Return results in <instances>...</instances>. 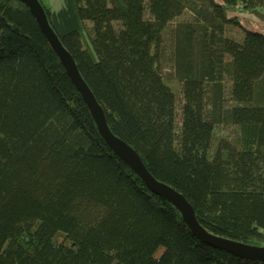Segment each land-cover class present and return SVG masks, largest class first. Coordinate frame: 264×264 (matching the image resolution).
Wrapping results in <instances>:
<instances>
[{"label":"trees","instance_id":"trees-1","mask_svg":"<svg viewBox=\"0 0 264 264\" xmlns=\"http://www.w3.org/2000/svg\"><path fill=\"white\" fill-rule=\"evenodd\" d=\"M38 1L111 133L207 232L264 247V34L240 21L264 0ZM0 264H264L198 239L111 151L19 0H0Z\"/></svg>","mask_w":264,"mask_h":264},{"label":"water","instance_id":"water-1","mask_svg":"<svg viewBox=\"0 0 264 264\" xmlns=\"http://www.w3.org/2000/svg\"><path fill=\"white\" fill-rule=\"evenodd\" d=\"M34 17L41 33L50 44L52 50L59 58L67 75L86 104L98 130L99 135L111 151L128 166L156 196L166 200L181 215L182 220L191 232L201 241L220 248L239 258L264 262V247L250 245L235 240L219 237L207 232L197 222L194 211L187 200L170 186L157 181L145 168L138 154L127 143L116 137L109 130L105 115L96 102L92 92L81 78L75 62L68 51L62 46L58 37L50 28L42 5L38 0H19Z\"/></svg>","mask_w":264,"mask_h":264},{"label":"rangeland","instance_id":"rangeland-1","mask_svg":"<svg viewBox=\"0 0 264 264\" xmlns=\"http://www.w3.org/2000/svg\"><path fill=\"white\" fill-rule=\"evenodd\" d=\"M43 1H44V4L46 6L53 7L55 9H57V7L61 4V0H46V1L43 0ZM240 21H241V24L243 25L244 28L254 30V31H257V32L264 34V20L260 19L259 17H255V16L249 15V14H241L240 15ZM236 30H238V29H236ZM238 32H240V30H238ZM230 35L234 36V37H238L237 31H234V30L230 31ZM165 40H166L165 47H168L169 44L167 42V38ZM180 97H181V95L178 94V100ZM177 110L179 112L178 107H177ZM220 135L232 137L235 135V130L232 127H228V128H225L224 130H222L220 132Z\"/></svg>","mask_w":264,"mask_h":264}]
</instances>
